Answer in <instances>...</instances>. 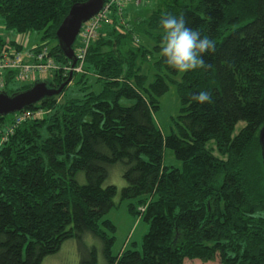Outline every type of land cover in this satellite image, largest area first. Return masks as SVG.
<instances>
[{
	"label": "trees",
	"instance_id": "trees-1",
	"mask_svg": "<svg viewBox=\"0 0 264 264\" xmlns=\"http://www.w3.org/2000/svg\"><path fill=\"white\" fill-rule=\"evenodd\" d=\"M82 1L0 0L5 32L0 33V51L20 48V35L38 31L44 45L50 44L57 67L72 64L56 31L71 6ZM130 3L140 6L142 0L127 2L122 15L112 11L101 33L105 26L113 37L127 23ZM163 12L183 15L190 27L214 38L216 48L204 54L205 67L177 79L180 73L164 63L159 55ZM131 30L145 32L151 46L135 35L131 39V32L92 43L84 60V82L95 76L102 89L97 93L89 84L91 91L80 98L59 103L60 93L26 108L53 113L44 122L17 125L0 147V264H42L68 240L89 251L90 259L82 258L81 264H97L99 248L86 246L87 237L101 243L105 264L217 259L221 264H264L259 142L264 125V0H162ZM145 64L156 71L152 81L143 73ZM57 69L47 81L52 88L68 78ZM9 75L3 90L8 94L34 84L16 83ZM170 83L177 85L181 108L177 119L172 118L174 130L164 136L154 115ZM200 90L210 91L211 103L193 101ZM122 99L132 102L122 104ZM9 122L7 115L0 116V134ZM239 122L246 124L234 133ZM166 148L180 166L164 164ZM117 164H122L126 182L121 189L106 184ZM118 195L136 199L149 229L141 250L125 248L113 255L117 227L106 215ZM136 202L129 205L134 215Z\"/></svg>",
	"mask_w": 264,
	"mask_h": 264
},
{
	"label": "rangeland",
	"instance_id": "rangeland-1",
	"mask_svg": "<svg viewBox=\"0 0 264 264\" xmlns=\"http://www.w3.org/2000/svg\"><path fill=\"white\" fill-rule=\"evenodd\" d=\"M161 1L162 0H142V5H140L139 7L141 10L151 12ZM126 22L127 23L123 24V26L117 27L115 29L113 37L109 36V34L107 35L105 26L102 33L100 31L102 29L101 28L98 31L96 37L89 43L88 49L92 43L98 41L101 38H104V41L108 43V41L117 40V35H126L128 32H131V39L135 35L137 38H140V41L145 42V44L150 47L151 45L147 34L142 31L134 33V31L131 30L133 27L132 24L128 21ZM141 27L144 28V25H141ZM2 28L0 27V33L5 34ZM133 28L135 29V26ZM8 36L12 37L11 34H7V37ZM20 36L21 38L23 37V41L25 42L24 45L27 46V48L36 47L37 45H44L45 43V41L42 39V32L33 31L25 34L24 36ZM20 36L18 39H20ZM16 37L18 36H15V38ZM8 39L11 38H7V40ZM82 44V37L80 36L76 41V47H81ZM47 46H50V44ZM85 66V61L79 66V70H74V68L71 67V62L63 66L58 64V69L56 71H62L65 76L68 75L67 80H65L64 82L70 79L68 84L65 86V88L67 87L64 92L65 94L61 93L57 98L59 103H63L69 97L80 98L86 93L90 92L91 89L87 88L89 84L92 86V90L96 91L97 93L102 89V85L97 81L95 76H89V81H87V83L84 82L85 75L87 74ZM143 73L147 74L149 80L152 81L154 79V74L156 73V71L150 64H145V66L143 67ZM88 74L90 73L88 72ZM181 74L182 73L178 75L177 79L181 77ZM54 77L55 76L51 74V76L47 77V79H45L44 81H51L54 79ZM169 86V90L159 98L160 108L154 115V118L156 119V122L164 136L171 134V132L174 130V123L172 118L175 117L174 119H177L181 108V101L178 94L177 85L175 83H170ZM11 87L15 86L12 85ZM121 102L122 104H131L132 101L122 99ZM32 111L34 112L33 116L22 123H27L28 121L33 120L44 122L53 113L52 109L46 108L35 109ZM11 117L12 114L7 115V118L10 120V122L5 127H1V130H3L0 134V147H3V145L8 140H10V138L19 127L15 126L16 128L14 127L13 131L10 129V126L12 125ZM22 123L20 124L22 125ZM245 124V122H239L234 133H238V130L241 127L245 126ZM213 145L214 143L210 142L209 146ZM163 162L166 166H180V161L175 157L173 151L169 148L164 149ZM122 174V164L114 165V167L111 168L110 175L106 181V184H114L118 187V189L123 188L126 185V182L123 179ZM147 201H149V198ZM135 202L136 199L122 200L118 195L115 198V206L106 215V218L112 220L117 227L116 232L114 233L115 242L112 246L113 255L119 254L125 248H132L136 250H141L142 248L143 237L149 229V224L141 218V214H143V207L139 205L138 202H136V211L138 214L134 215L129 211V205ZM91 240L93 241V243L91 242ZM85 241L86 246L88 245L90 247V244H94L97 248H99L97 264H105V260L101 251V243H98L97 241L95 242L93 238L90 237L85 238ZM66 242L57 253L50 255L42 264H81L82 258L86 260L90 259L89 251H86L83 246L80 247L79 243H77L75 240H68ZM186 264H221V262L218 259L213 262L206 263L199 260H187Z\"/></svg>",
	"mask_w": 264,
	"mask_h": 264
},
{
	"label": "built area",
	"instance_id": "built-area-1",
	"mask_svg": "<svg viewBox=\"0 0 264 264\" xmlns=\"http://www.w3.org/2000/svg\"><path fill=\"white\" fill-rule=\"evenodd\" d=\"M129 1L130 0H105L102 10L83 24L79 34V37H82L83 44L81 47L75 49L77 63L74 70H79V66L85 60L89 43L96 37L104 22L108 21L109 14L117 10L118 14L122 15L126 3ZM18 38L16 41L20 48L4 47L0 51V91H3L8 83L6 82L8 81V77H5L6 73H10L9 77H11L14 82L26 84L44 81L47 77L51 76L53 71L57 68L55 57L48 46L41 45L39 47L27 48V46L24 45L25 42L23 41V37L21 38L20 36V39ZM33 114L34 112L29 109L13 113L10 129L13 131L15 126L30 119Z\"/></svg>",
	"mask_w": 264,
	"mask_h": 264
},
{
	"label": "water",
	"instance_id": "water-1",
	"mask_svg": "<svg viewBox=\"0 0 264 264\" xmlns=\"http://www.w3.org/2000/svg\"><path fill=\"white\" fill-rule=\"evenodd\" d=\"M105 0H85L74 3L56 31L59 46L65 56L76 66L77 57L74 45L83 24L97 15L103 8ZM70 79L58 88H52L47 81H36L29 89L8 94L0 91V116L13 114L31 107L42 99L62 93ZM259 142L264 164V125L259 132Z\"/></svg>",
	"mask_w": 264,
	"mask_h": 264
},
{
	"label": "clouds",
	"instance_id": "clouds-1",
	"mask_svg": "<svg viewBox=\"0 0 264 264\" xmlns=\"http://www.w3.org/2000/svg\"><path fill=\"white\" fill-rule=\"evenodd\" d=\"M162 30L159 42V55L164 63L179 73H186L205 67L204 54L215 51L214 38L203 34L199 28L188 25L183 15L163 12L159 19ZM198 104L211 103L209 90H200L192 95Z\"/></svg>",
	"mask_w": 264,
	"mask_h": 264
},
{
	"label": "crops",
	"instance_id": "crops-1",
	"mask_svg": "<svg viewBox=\"0 0 264 264\" xmlns=\"http://www.w3.org/2000/svg\"><path fill=\"white\" fill-rule=\"evenodd\" d=\"M151 12L141 10L139 6H135L134 4L132 5V3H130L126 9V19L134 27L139 24L141 19H145L147 16H149Z\"/></svg>",
	"mask_w": 264,
	"mask_h": 264
}]
</instances>
